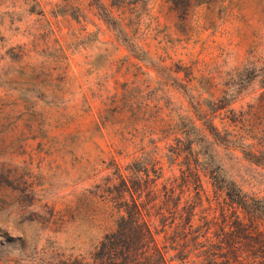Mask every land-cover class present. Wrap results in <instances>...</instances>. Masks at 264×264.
I'll use <instances>...</instances> for the list:
<instances>
[{
	"label": "rangeland",
	"instance_id": "obj_1",
	"mask_svg": "<svg viewBox=\"0 0 264 264\" xmlns=\"http://www.w3.org/2000/svg\"><path fill=\"white\" fill-rule=\"evenodd\" d=\"M134 159L190 179L213 237L226 180L264 197V0H0V264L80 252Z\"/></svg>",
	"mask_w": 264,
	"mask_h": 264
},
{
	"label": "trees",
	"instance_id": "obj_2",
	"mask_svg": "<svg viewBox=\"0 0 264 264\" xmlns=\"http://www.w3.org/2000/svg\"><path fill=\"white\" fill-rule=\"evenodd\" d=\"M135 162L123 168L114 163L115 171L101 181L100 200L113 205L114 219L110 226L102 225L96 238L83 239L87 246L68 253L63 264H264V232L259 228L264 197L249 195L226 180L221 188L239 214L232 213L235 230L216 231L213 237L210 219L202 213L194 216L198 188L191 193L190 179L180 176L179 181L175 175L156 187L161 165L158 174H150L146 163L137 167ZM155 233L163 235L161 244ZM168 249L173 252L167 255Z\"/></svg>",
	"mask_w": 264,
	"mask_h": 264
}]
</instances>
